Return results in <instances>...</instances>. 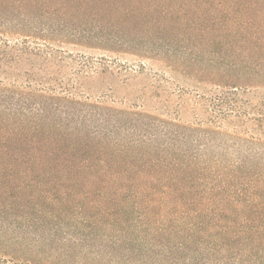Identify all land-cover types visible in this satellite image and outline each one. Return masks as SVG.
Returning a JSON list of instances; mask_svg holds the SVG:
<instances>
[{"label":"rangeland","instance_id":"obj_1","mask_svg":"<svg viewBox=\"0 0 264 264\" xmlns=\"http://www.w3.org/2000/svg\"><path fill=\"white\" fill-rule=\"evenodd\" d=\"M260 13L264 0H0V38L27 42L22 67L49 96L28 124L0 114V264H263L262 233L164 205L144 179L184 178L179 161L218 140L194 132L195 100Z\"/></svg>","mask_w":264,"mask_h":264},{"label":"trees","instance_id":"obj_2","mask_svg":"<svg viewBox=\"0 0 264 264\" xmlns=\"http://www.w3.org/2000/svg\"><path fill=\"white\" fill-rule=\"evenodd\" d=\"M258 17L262 19L264 14ZM244 34L237 33L238 39L227 50H232L230 53L238 61H231L230 65L217 62L210 69L218 80L213 84L215 89L195 100L196 108L199 107L195 112L201 118L197 115L200 130L194 132L210 134L218 140L198 148L200 154L179 161L181 172L189 176L182 178L179 174L161 172L140 177H144L147 189V184H152L151 196L155 198L158 193V201L164 205L179 199L182 205L204 207L196 216L233 218L241 221L245 233L264 235V172L254 178L245 172L264 171V29ZM29 54L27 42L0 38V114L15 117L20 124L30 123L28 119L35 111L37 115L44 111L39 99H49L40 88L45 80L37 78L32 69L22 67ZM228 139L238 140L241 151L249 145L262 148L260 153L245 154L247 157L230 156ZM154 185L159 188L153 189Z\"/></svg>","mask_w":264,"mask_h":264}]
</instances>
